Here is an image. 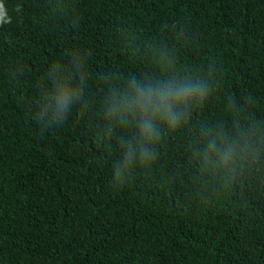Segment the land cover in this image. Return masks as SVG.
I'll use <instances>...</instances> for the list:
<instances>
[{
	"label": "trees",
	"instance_id": "16d2710c",
	"mask_svg": "<svg viewBox=\"0 0 264 264\" xmlns=\"http://www.w3.org/2000/svg\"><path fill=\"white\" fill-rule=\"evenodd\" d=\"M3 14L0 264H264V0H0ZM134 80L206 95L147 143L112 110ZM141 143L151 155L127 163Z\"/></svg>",
	"mask_w": 264,
	"mask_h": 264
},
{
	"label": "clouds",
	"instance_id": "9594fccd",
	"mask_svg": "<svg viewBox=\"0 0 264 264\" xmlns=\"http://www.w3.org/2000/svg\"><path fill=\"white\" fill-rule=\"evenodd\" d=\"M8 22H10V19L7 14L0 16V24ZM205 95L206 88L191 81L153 87L151 85H143L134 80L131 83L128 94L116 100L112 110L128 109L138 115L140 137L143 141L152 143L159 137L157 122L175 127L183 116L182 108L191 104L197 97L203 99ZM71 99L72 93L67 89L61 88L54 97L57 115L67 111ZM139 148L140 152L137 153L135 148L129 146L126 155L127 163H131L137 156L141 160H146L151 155L143 143L139 145ZM230 156L231 151H225L222 155V160L227 161ZM119 174L118 171L117 176Z\"/></svg>",
	"mask_w": 264,
	"mask_h": 264
}]
</instances>
